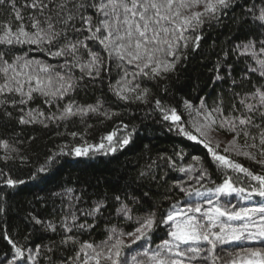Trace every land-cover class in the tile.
<instances>
[{"label":"snow or ice","instance_id":"6c2138e0","mask_svg":"<svg viewBox=\"0 0 264 264\" xmlns=\"http://www.w3.org/2000/svg\"><path fill=\"white\" fill-rule=\"evenodd\" d=\"M24 10H27V15ZM0 11L12 17L11 20L0 21V117L15 118L21 125L41 123L45 127L48 126L45 121L57 123L73 117L83 119L90 113L111 119L109 113L100 111L103 107L100 101L87 106L77 105L74 100L63 105L57 103L59 115L52 113L48 116L39 109L25 110V106L35 95L44 97V102L49 105L62 101L82 87L80 82L86 78L98 80L101 72H107L110 63L115 61L122 75L111 86L113 94L126 103H154V110L160 114L162 122H167L169 131L202 145L207 150L210 163L221 169L225 177L216 186V194L264 198V171L254 172L222 154L219 143H214L212 136L220 131L232 135L223 152H235V155H242L264 169V0H0ZM224 17H231L237 30L244 32L239 42L233 40L230 47L221 49L222 56L215 65L213 79L230 81L229 92L233 103L226 114L222 97L217 98L211 109L203 100L198 107L184 101V109L189 116L193 113L196 116L189 124L181 112L163 103L162 98H150V87H142L141 84L169 78L176 72L181 60H187L189 47L192 51L200 47L205 24L210 27L221 25ZM89 42L98 46L96 51ZM25 45L29 49L35 45L36 50L52 59L62 60L59 64L61 70H57V65L17 55L16 49ZM101 51L105 55H101ZM229 56L233 59L225 63ZM236 61L243 65L239 81L231 73V65ZM221 65L225 69L224 75L220 74ZM19 69L29 71L21 72ZM74 69H79V76ZM9 108L18 110L22 115L13 117ZM124 127L127 128V125ZM132 136L133 132H129L118 138L113 132L102 138L108 142L107 147L103 142L74 146L67 153L61 149L59 154L74 153L81 157L87 156L90 150L104 155L115 154L132 143ZM0 144L6 152L9 151L6 141H0ZM245 148L248 150L244 151ZM176 155L183 159L184 153L181 150ZM9 158L3 157L5 161ZM160 159L165 160L169 167L176 168L172 157L161 156ZM192 159L195 164L176 170L189 174L195 169L200 174L197 179L211 180L201 158L196 156ZM53 160L55 156L36 171L46 173ZM154 165L155 161L147 166V170L140 171L136 181L155 180L156 175L150 174ZM229 171L242 173L248 179L247 185L238 186ZM5 183L16 188L25 181L7 178ZM136 186L143 187L141 184ZM177 187L188 197L204 195L199 188L190 191L187 187ZM111 201L118 204L115 207L117 214L128 220L134 219V209L146 214L135 217L137 226L130 232L112 227L108 230L107 239L100 244L78 239L77 233L92 230L95 223L81 221L75 213L65 215L59 232L52 222L30 216L29 222L33 226L39 225L43 231L59 236L58 241L49 237L54 246L44 250L48 264H129L125 249L138 241L151 239L150 234L161 226L166 227L169 238L151 254L143 252L151 264H192L193 261L206 264L209 260L211 264H264V248L247 247L242 253L228 252L227 256H221L216 251L218 247L232 243L264 242V207L230 211L216 206L202 211V204H194L181 212L173 204L171 210L157 218L151 207L145 208V205H151L146 191H142L138 198L135 190L128 192L124 189L122 195H114ZM108 210L109 205L104 200H98L91 210L84 211L82 215L95 220L97 216L103 217ZM188 212L200 213L201 219L188 215ZM253 213H261L259 221L254 219ZM205 217L206 222L203 220ZM220 217L244 223L236 227L218 222ZM214 228L219 231H213ZM5 239L11 245L14 258L11 261L0 259V264H15L17 260L37 264L40 249H25L6 236ZM221 251H224L222 247ZM65 252L69 255H64ZM132 261L133 264H146L136 256H132Z\"/></svg>","mask_w":264,"mask_h":264},{"label":"trees","instance_id":"16d2710c","mask_svg":"<svg viewBox=\"0 0 264 264\" xmlns=\"http://www.w3.org/2000/svg\"><path fill=\"white\" fill-rule=\"evenodd\" d=\"M24 14L27 15V10H24ZM6 19L11 20L12 17L0 11V21ZM223 19L224 23L218 26L214 24L210 27L205 24L200 47L196 51H192L189 47L187 60H181L176 72L170 74L169 78L159 82L145 81L141 84L142 87L145 85L150 87V98H162L163 103L181 112L183 119L189 124L196 119V116L195 113L189 116L184 109V101L198 107L199 102L203 100L211 109L217 98L222 97L226 114L233 103L229 92L230 81L213 79L216 75L215 65L222 56L221 49L230 47L233 40L239 42L244 32L237 30L231 17ZM89 44L94 51L97 50V45L92 42ZM16 54L57 65V70H61L59 64L62 60L52 59L44 52L36 50L35 45L31 46V49L28 45L17 48ZM101 55L105 53L101 51ZM232 59L233 57L229 56L225 63ZM242 67L239 61L231 65L232 76L238 81L242 76ZM73 71L77 76L80 75L79 69ZM224 73V66L221 65L220 74L224 75ZM121 75V69L117 68L113 61L107 72H101L98 80L90 81L86 78L80 82L82 87L77 88L75 93L65 96L64 100L54 101L49 105L44 102V97L34 94L35 98L25 106V110L39 109L48 116L52 113L59 115L57 103L63 105L74 100L77 105L87 106L95 105L97 101H100L103 104L100 111L109 113L111 119L90 113L83 119L73 117L57 123L45 121L48 125L45 127L41 123L21 125L15 118L0 117V141H6L10 146L9 151L6 152L0 144V208L3 209L0 212V259L11 261L14 258V252L5 239L6 236L25 249H40L41 256L36 257L37 264H48L44 258V250L46 247L54 246L53 240L49 237H54L58 241L59 236L53 232L43 231L39 225L33 226L29 222L30 216L52 222L59 232L65 215L75 213L81 217V221L87 220L95 223V228L92 230L77 233L78 239L100 244L107 239L108 230L112 227L125 233L130 232L137 226L135 217L146 214L144 211L137 212L134 209L132 220L117 214L115 207H118V204L112 202L111 198L114 195H122L124 189L128 192L135 190L138 198L142 191L148 192L151 205H145V208L151 207L159 218L161 214L171 210V205L175 204L178 208L188 200V196L181 192L177 185L187 187L192 191L196 188L200 190L202 187L199 186L206 184L209 186L206 187L207 189L213 190L223 182L224 174L221 169L210 163V157L206 154L207 150L202 145L188 141L174 131H169L166 126L167 122H162L160 114L154 110V103L138 101L126 103L117 99L111 86L120 80ZM33 86H35L34 82ZM233 90L239 91L240 89L234 88ZM9 111L13 112V117L22 115L12 108H9ZM125 125L127 128L124 127ZM113 132L118 138L133 132L132 143L117 150L115 154L104 155L102 152L91 150L87 156L81 157L75 156L74 153L59 154L61 149L67 153L68 149L74 146L99 145L103 142L107 147L108 142L102 138ZM221 132L230 136L224 131ZM73 133L76 135L73 136ZM224 148L219 147L222 154L230 156L254 172L264 171L259 165L242 155L237 156L235 152L224 153ZM11 149L16 151H11ZM181 150L184 153L183 159L176 155ZM5 156L10 158L5 161L3 159ZM53 156L55 160L52 161V166L46 173L36 171ZM161 156L172 157L176 168H187L195 164L192 158L198 156L203 166L208 169L211 180L197 179L200 174L195 169L186 174L169 167L165 160L160 159ZM22 157L26 159H21ZM153 161L155 165L150 174L154 173L156 179L136 181L139 172L147 170V166ZM229 175L240 187H245L248 183V179L242 173L229 171ZM237 176L240 177L239 181H237ZM7 178L22 179L25 183L12 188L5 183ZM193 180L195 182L199 180L201 184L197 183L199 184L197 185ZM137 184L143 187L138 188ZM98 200H104L109 205V210L104 213L103 217L97 216L95 220L93 217H84L82 213L91 210ZM216 231L219 229L217 228ZM166 232L165 226L157 228L150 234L151 239L147 241V247L150 250H156L165 239L169 238ZM247 247L264 248V242L245 241L232 246V251L219 250L217 254L227 256L228 252L242 253ZM131 253L132 249H125V254H128L127 258ZM64 255H69V253L65 252ZM128 261L129 264H133L132 257ZM15 264H32V261L17 260ZM192 264L205 263L193 261ZM206 264L209 263L206 262Z\"/></svg>","mask_w":264,"mask_h":264},{"label":"rangeland","instance_id":"374dc122","mask_svg":"<svg viewBox=\"0 0 264 264\" xmlns=\"http://www.w3.org/2000/svg\"><path fill=\"white\" fill-rule=\"evenodd\" d=\"M212 136L214 139V143L217 142L222 147H227L228 142L230 140H232L231 135L230 136L225 135L221 131L219 133H213ZM193 182L195 184L200 183L199 180H198V182H195V180H193ZM197 185H199V184H197ZM199 187H202V189H200V191L203 192L204 195L203 196L193 195L192 197H188V200L185 202V204L183 206L177 208L178 211L184 212L187 209H190L194 204H202L203 205L202 211H207V210H209L213 207H216V206L226 208L230 211H239V210L244 209V208L264 207V198H261V197L245 198L244 196H238L235 194H233L232 196H224V195L216 194L215 189H213L211 192L207 191L206 187H209V186H206V184L199 186ZM209 201H212V203H209ZM233 205H235V207H233ZM188 215H190V216L194 215L197 219H201L200 213L188 212ZM252 215H253L255 220L259 221L261 213H253ZM203 220L206 222L207 218L205 217V218H203ZM218 222H222L225 224H231V225L236 226V227H239L244 223V221H228L226 217H220ZM212 230L216 231L217 228H214ZM147 241L141 240V241H138L136 244L132 245V247L129 248V249H132V253L129 255L128 258H127L128 254L127 255L125 254V258H127V260H129V258H131L132 256H136L138 259L144 260L146 262V264H151V262L147 261V258L143 256V252L148 251L151 254V252L155 250V249L150 250V248L147 247V244H148ZM235 245H237V243H232L229 245L220 246L217 248L216 251L221 250V247L226 251H230L232 246H235ZM209 255H211V253H209ZM208 263L211 264V260H209Z\"/></svg>","mask_w":264,"mask_h":264}]
</instances>
